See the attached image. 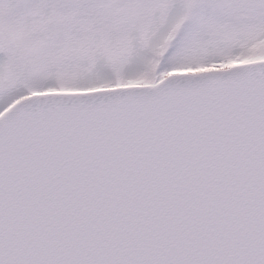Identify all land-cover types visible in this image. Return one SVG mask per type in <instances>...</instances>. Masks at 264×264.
<instances>
[{
	"label": "snow or ice",
	"instance_id": "1",
	"mask_svg": "<svg viewBox=\"0 0 264 264\" xmlns=\"http://www.w3.org/2000/svg\"><path fill=\"white\" fill-rule=\"evenodd\" d=\"M0 264H264V0H0Z\"/></svg>",
	"mask_w": 264,
	"mask_h": 264
}]
</instances>
